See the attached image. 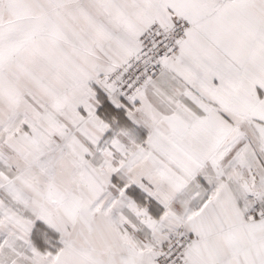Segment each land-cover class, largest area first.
Listing matches in <instances>:
<instances>
[{
	"label": "snow or ice",
	"instance_id": "obj_1",
	"mask_svg": "<svg viewBox=\"0 0 264 264\" xmlns=\"http://www.w3.org/2000/svg\"><path fill=\"white\" fill-rule=\"evenodd\" d=\"M0 264H264V0H0Z\"/></svg>",
	"mask_w": 264,
	"mask_h": 264
}]
</instances>
